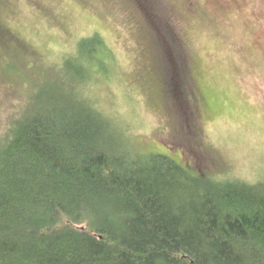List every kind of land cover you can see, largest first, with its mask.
<instances>
[{
  "label": "rangeland",
  "instance_id": "rangeland-1",
  "mask_svg": "<svg viewBox=\"0 0 264 264\" xmlns=\"http://www.w3.org/2000/svg\"><path fill=\"white\" fill-rule=\"evenodd\" d=\"M153 5L0 0V111L72 77L138 151L169 155L193 175L264 182V0ZM93 35L101 49L78 59Z\"/></svg>",
  "mask_w": 264,
  "mask_h": 264
},
{
  "label": "trees",
  "instance_id": "trees-1",
  "mask_svg": "<svg viewBox=\"0 0 264 264\" xmlns=\"http://www.w3.org/2000/svg\"><path fill=\"white\" fill-rule=\"evenodd\" d=\"M78 47L91 59L101 40ZM70 78L0 111V264H264V182L138 151Z\"/></svg>",
  "mask_w": 264,
  "mask_h": 264
}]
</instances>
